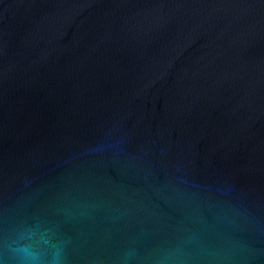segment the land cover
I'll return each mask as SVG.
<instances>
[{"label":"water","instance_id":"1","mask_svg":"<svg viewBox=\"0 0 264 264\" xmlns=\"http://www.w3.org/2000/svg\"><path fill=\"white\" fill-rule=\"evenodd\" d=\"M264 264V0H0V264Z\"/></svg>","mask_w":264,"mask_h":264},{"label":"clouds","instance_id":"2","mask_svg":"<svg viewBox=\"0 0 264 264\" xmlns=\"http://www.w3.org/2000/svg\"><path fill=\"white\" fill-rule=\"evenodd\" d=\"M32 264H40L39 260H33Z\"/></svg>","mask_w":264,"mask_h":264}]
</instances>
